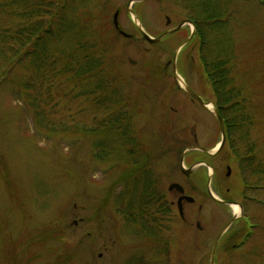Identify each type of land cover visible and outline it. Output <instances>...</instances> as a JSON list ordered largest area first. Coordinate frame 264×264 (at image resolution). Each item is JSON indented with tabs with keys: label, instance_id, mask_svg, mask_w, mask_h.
<instances>
[{
	"label": "rangeland",
	"instance_id": "1",
	"mask_svg": "<svg viewBox=\"0 0 264 264\" xmlns=\"http://www.w3.org/2000/svg\"><path fill=\"white\" fill-rule=\"evenodd\" d=\"M131 1L72 0L89 30L85 43H95L89 52L103 63L97 73L67 72L64 38L46 40L49 57L39 66L28 55L30 44L0 43V264H211L221 234L214 264H264V207L248 204L247 223L223 235L232 207L211 200H264L263 176L242 172L245 155L229 144L215 157L188 152L181 162L184 150L197 145L211 152L222 138L199 44L181 47L196 30L186 19L194 20L196 10L206 17L204 8L223 23L221 46L235 52L234 79L253 101V153L264 162V0ZM20 3L0 0V31L21 23L15 15ZM117 12L129 37L114 27ZM136 19L153 38L186 24L153 44ZM177 75L212 110L193 102ZM195 159L203 165L185 176L181 166L188 170ZM151 179L168 204L176 201L172 183L195 199L185 210L189 222L174 210L163 217L158 237L142 231L125 210L139 202ZM240 229L243 236L228 244V235Z\"/></svg>",
	"mask_w": 264,
	"mask_h": 264
},
{
	"label": "trees",
	"instance_id": "2",
	"mask_svg": "<svg viewBox=\"0 0 264 264\" xmlns=\"http://www.w3.org/2000/svg\"><path fill=\"white\" fill-rule=\"evenodd\" d=\"M19 1L22 2L21 8L15 10V15L20 18L21 23L13 31L9 29L0 31L1 44L5 40H13L20 48L30 44L31 49L28 55H31L32 60H35L36 65L39 66L43 56L49 57L44 43L56 36L68 40L67 45L61 50L63 56L61 58L66 60L64 68L67 72L72 71L84 77L90 73H97L101 69L103 63L100 58L89 52L90 49H95V43L90 46L85 43L89 30L80 24L76 17L77 9L72 0H45V3H40L39 0L28 7L26 5L28 0ZM3 7L7 8L6 5L1 6ZM203 12L207 16L202 18L197 10L193 13L197 31L192 41L186 46L199 44L200 58L211 86L213 102L225 122L229 145L237 152V156L242 157V153L245 155L240 161L242 172L247 171L251 175L256 177L260 175L264 178V162L257 160L254 155L253 152L257 146L250 136L256 123L249 103L252 99L234 79L232 60L235 52H229L230 50L220 44L223 23L217 17V13H214L211 8H204ZM10 32H13L11 36L8 35ZM119 119L117 117L113 120L117 126L120 124ZM106 126L111 127L108 123ZM136 175L134 180L138 179ZM151 180L144 183L142 193L137 198L139 202L134 206L128 204L125 210L128 212V219L142 226V231L158 237L157 233L163 227V217H169L172 211L170 204L165 201V196L155 191V179Z\"/></svg>",
	"mask_w": 264,
	"mask_h": 264
},
{
	"label": "flooded vegetation",
	"instance_id": "3",
	"mask_svg": "<svg viewBox=\"0 0 264 264\" xmlns=\"http://www.w3.org/2000/svg\"><path fill=\"white\" fill-rule=\"evenodd\" d=\"M186 22L188 23V22H192V23H194V21L192 20V19H186ZM186 22H185V24H186ZM189 24V23H188ZM195 24V23H194ZM196 26V25H195ZM197 31V30H196ZM196 31H195V35H196ZM194 35V36H195ZM179 87V86H178ZM180 88V87H179ZM180 89H182V88H180ZM183 91H185L184 89H182ZM186 92V91H185ZM187 93V92H186ZM190 97H191V99H192V101L193 102H198L203 108H205L204 107V105L200 102V101H198L197 99H195V98H193L189 93H187ZM200 96V95H199ZM222 134V133H221ZM226 134V137H225V142H224V144H223V146L221 147V149L219 150V151H217V152H215V153H213V154H211V153H209L208 151V149H206V148H202V147H199V146H197V145H194V146H192L191 148H188V149H190L188 152L189 153H191V152H194V153H198L199 155H201L202 156V154H204V155H209V156H211V157H215V156H217L223 149H224V147L226 146V145H228L229 144V140H228V135H227V133H225ZM221 140H222V138H221ZM216 146H217V144H215ZM215 146V147H216ZM214 149V148H213ZM212 149V150H213ZM211 150V151H212ZM188 152L186 153V154H188ZM203 164L201 163V161L200 160H196L195 159V161H193V166L190 168V169H188V170H185V171H183L182 169H181V171H182V173L185 175V176H187V177H190V176H192L193 175V170L195 169V168H197V167H199V166H202ZM142 169V168H141ZM230 171V174H228V172ZM142 172V171H141ZM231 173H232V171H231V166L230 165H227V173H226V177H230L231 176ZM183 186V185H182ZM183 188H184V193L183 194H181L180 192H178L177 190H173V191H169V193H171V194H174L175 196H176V201H174V200H172L169 204H170V207H171V211H174V210H177V213H178V215H179V218L183 221V222H185V223H187V222H189L188 221V219H189V216H187V214H186V208L188 207V206H193L194 204H195V199H194V202H192V203H190V202H188L186 199H182L181 200V202H180V206H181V209H182V214L180 213V210H179V200L181 199V198H183V196H189L187 193V188L186 187H184L183 186ZM254 189V188H253ZM256 189V188H255ZM227 191H229V189L227 190ZM166 197V196H165ZM211 200L212 201H214L215 203H217L219 206H221V207H229V208H231V206H230V203H236V204H239L240 206H242V208H243V212H242V214L241 215H239V216H237L236 218H235V220L233 221V223L231 224V226L223 233V235L224 234H226L227 233V231L234 225V224H236V223H238V222H242V220L244 219L245 221L243 222V223H247V220H246V214H247V207H248V204H250V203H253V204H256V205H259V206H263L264 207V200H262V199H259L258 197H256V196H253V197H248V196H245L244 197V199L243 200H241V201H234V200H232V199H223V200H221V201H218V200H215V199H213L212 197H211ZM203 210V207H202V205H200L199 206V209H198V211L199 212H201ZM235 214H233V216L231 217V219H229V221L227 222V224L224 226V228L222 229V231L227 227V225L232 221V219L235 217L234 216ZM196 225H197V227L199 228V229H201L202 230V228H201V226H200V224H199V222H197L196 223ZM258 223H254V224H251L250 225V227H251V230H250V232L249 233H247V234H245L246 235V237L244 238L245 240H247V239H249L250 238V236L252 235V230L253 229H255L256 227H258ZM241 231H236V232H231L229 235H228V237H227V243L228 244H230L231 242H234L236 239H238V238H240V237H242L243 236V232L244 231H242V229H240ZM242 240L241 242H239V243H233L232 245H231V247H232V249L233 250H235V249H237V248H240V247H242L243 246V244L245 243V240ZM224 245H227V244H224Z\"/></svg>",
	"mask_w": 264,
	"mask_h": 264
},
{
	"label": "water",
	"instance_id": "4",
	"mask_svg": "<svg viewBox=\"0 0 264 264\" xmlns=\"http://www.w3.org/2000/svg\"><path fill=\"white\" fill-rule=\"evenodd\" d=\"M144 1H146V0H133V1H131V3H133V2H138V3H140V2H144ZM118 16H119V13L117 12V13H115V15H114V17H113V24H114L115 28H116V29L119 31V33H120L121 35H123L124 37H129V35H127L125 32H123V31L120 30L119 23H118ZM136 20H137V19H136ZM137 21H138V20H137ZM170 23H171L170 18H167V25H170ZM190 23H191V22H190ZM137 25H138V30H139V32L141 33V35L143 36V38H144L146 41H148V42H150V43H153V44H157V43H159L161 40H163L165 37H167L168 35L173 34V33H175V32H178V31L184 26V24H181L180 26H178V27H176V28H174V29H171V30H168V31L164 32V33L161 34L160 36H158V37H156V38H153V37H151L146 31L143 30V28L141 27L140 23L137 22ZM192 37H193V34L189 37V39H188L187 41H185V42L183 43V45H182L181 47L185 46V45H186V44L192 39ZM177 52H178V51H177ZM176 54H177V53H176ZM175 57H176V56H175ZM132 62H133V61H132ZM177 77H178V75H177ZM178 78H179V77H178ZM184 89H185V90L187 91V93H189L193 98L197 99V100L200 101V102H201L206 108H208V105H209V104L205 103V102L202 100V98H201L196 92H194L192 89H190V88L187 87V86H185ZM214 114H215L216 119H217V121H218V123H219V125H220V130H221V133H222V141H221V142L217 145V147H216L215 149H213L211 152L208 151V152L211 153V154H213L214 152L219 151V150L221 149V147L223 146L224 142H225V134H224V133H225V124H224V120H223V118L221 117V115L219 114V112H218L217 110L214 111ZM188 151H189V150H188ZM188 151L186 150V151L182 154L181 162L184 160L185 154H186ZM181 168H182L183 171H185L184 168H183V166H181ZM228 174H230V171L228 172ZM168 190H169V191L177 190V191L180 192L181 194L184 193V188H183V186L180 185V184H178V183H172V184H170L169 187H168ZM213 198H214L215 200H218V199H216L214 196H213ZM182 199H186V200H187L188 202H190V203L194 202V198H192V197H190V196H183V198H181V199L179 200V210H180V213H181V214L183 213V212H182V209H181V206H180V202H181ZM233 205H237V204H235V203H230V206H233ZM237 206L240 208V213H242V212H243V208H242V206H240V205H237ZM236 217H237V216H235V217L232 219V221L227 225V227L225 228L224 231H226V230L231 226V224L233 223V221L235 220ZM224 231H223V232H224ZM221 236H222V234L218 237V240L216 241V243H215V245H214V247H213V251H212V254H211V264H214V257H215L216 247H217V244H218V242H219Z\"/></svg>",
	"mask_w": 264,
	"mask_h": 264
},
{
	"label": "bare ground",
	"instance_id": "5",
	"mask_svg": "<svg viewBox=\"0 0 264 264\" xmlns=\"http://www.w3.org/2000/svg\"><path fill=\"white\" fill-rule=\"evenodd\" d=\"M137 22L139 23V21ZM179 82L182 86H185L184 81L181 77L179 78ZM208 108L212 109V105H209ZM232 210H233V213H235L236 215L240 213V208L237 205H233Z\"/></svg>",
	"mask_w": 264,
	"mask_h": 264
}]
</instances>
